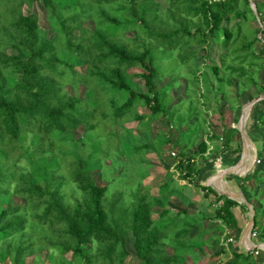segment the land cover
I'll return each mask as SVG.
<instances>
[{
  "label": "trees",
  "instance_id": "16d2710c",
  "mask_svg": "<svg viewBox=\"0 0 264 264\" xmlns=\"http://www.w3.org/2000/svg\"><path fill=\"white\" fill-rule=\"evenodd\" d=\"M34 1L0 0V202L11 193V196H18L26 202L25 208H0V241H10L16 236L23 239L30 223L25 210L30 208L34 211L31 221L38 219L43 227L47 226L63 237L65 245L60 248L61 254L71 252L72 261L91 262L93 256L90 253L95 245V259L123 264L128 255L125 248L128 233L133 236L139 264H185V260L188 264L187 258L193 256L194 251L203 255L204 246L210 247V243L204 239V233L208 230L204 225L207 215L202 210H182L171 215L166 206L173 195L169 182L160 186L158 196L133 193V200L126 205L122 194L108 198L107 186L97 185L85 162L78 158L74 165L70 162L66 165L70 176L62 177L63 186L74 185L68 187V193L64 191L70 199L66 202L58 187L52 191L54 178L46 167L42 176L33 182L28 181L24 173L16 171L17 160L9 158V151L15 149L14 143L20 147L26 139V127L31 126L33 143L34 138L41 142L48 137L52 144L56 139V130L65 137L71 134L74 139V131L80 127L84 134H88L90 129L95 130L97 123L94 117L101 108L100 101H90L89 96L84 100L70 96L65 91L67 85L82 83L88 94L91 91L88 85L93 80L94 91L102 98L108 94V105L116 110L119 120L133 113L131 121L139 126L147 121L148 130L155 119L168 111L167 102L164 101L167 95L156 89L158 74L152 48L141 37L134 40L133 48L137 52L119 45L114 36L118 34L116 28L121 22L116 17H107L105 12L106 5L123 16V11H129L130 17L124 19L123 32L136 29L135 32L139 33V24L148 29L149 21L160 20L156 3H152V0H40L47 19L51 20L47 23L54 37L49 39L47 31L39 27L36 16L24 15L21 11L23 5H31ZM252 1L256 14L251 9L250 0H169L165 12L166 23L160 20L165 30L149 35L156 41H168L169 47L180 45L182 48L177 54L180 63L185 66L188 63L191 65L196 57L194 47L218 44L222 50L219 65L211 68L217 82L216 93L226 97V87L241 88L239 92L253 87L258 98L264 95V80L259 79L264 72V0L260 3ZM97 14L105 15V20L98 18ZM94 16L98 18L95 28H80L79 35H75L74 28L80 18ZM257 17L260 28L252 26V22H258ZM106 25L112 27L108 29ZM256 44H260L258 50L254 49ZM7 50L14 54H8ZM78 60H83L88 66L85 75L75 70ZM131 69L140 72L135 76L128 72ZM192 76L196 81L195 73ZM135 77L143 80L145 91L134 90ZM249 98L254 99L252 96ZM143 107L149 111L147 117L139 113ZM252 107L251 128L260 132L264 130V99ZM257 107L261 109L257 111ZM191 111L196 115V111ZM191 111L188 119L193 117ZM101 116L106 121V114ZM177 119L180 126L183 119ZM238 133L237 128H232L224 131L220 138L212 137V134L207 138L209 141L220 139L223 151L237 153L239 146L230 148V142L232 136ZM186 134L182 133L177 143L182 142ZM167 143H170L168 137L159 136L151 144H144L138 149L160 153ZM208 147L206 141H201L198 153L203 155ZM43 153L46 152L40 150L28 154L32 157V166L35 158L46 157L41 155ZM257 153L258 163L263 161L264 165V136ZM62 156L66 157L64 152ZM179 158L176 164L179 178L193 182L201 170L195 166L194 158L187 157L183 151H180ZM137 166L134 168L137 169ZM237 179L243 190L250 192L257 184L262 185L264 193V166L255 170L250 177ZM12 182L16 184L11 191ZM196 188L203 192L210 191L214 201L219 204L213 218L220 225H216L214 231L222 233L227 229L230 235L238 231L239 221L234 209L240 205L225 195H217L209 187L197 185ZM245 199L254 212L253 229H258L264 239V229L259 230L258 220V214L264 215V196L259 201V208L252 204L250 196H245ZM154 207L161 209L156 219L152 217ZM24 243L21 241L15 253L9 252L11 243L6 245V254L1 252L0 260H7L9 264H25L24 259L30 254L27 253L28 245ZM0 248L4 250L2 246ZM8 255L12 258L6 259ZM232 255L233 260L228 264H260L253 252L245 255L235 250Z\"/></svg>",
  "mask_w": 264,
  "mask_h": 264
},
{
  "label": "rangeland",
  "instance_id": "374dc122",
  "mask_svg": "<svg viewBox=\"0 0 264 264\" xmlns=\"http://www.w3.org/2000/svg\"><path fill=\"white\" fill-rule=\"evenodd\" d=\"M260 3L261 0H255ZM156 3L158 6L157 15H159L160 20L166 23L165 12L169 7V0H152V3ZM21 11L24 15L34 14L37 18L38 25L41 29L47 31V36L49 39L54 37L53 32L49 29L45 8L40 0L34 1L31 5L25 4L22 6ZM105 12L107 17H116L118 21L121 22L116 30H119L118 34L114 36V39L118 41L121 46L129 47L131 51L137 52L135 48L134 40L137 37H141L145 40V44L152 48V53L155 55V66L157 67L158 77L155 80L156 89L159 92L167 95L168 111L159 116V118L154 120L151 131L147 136L139 133L138 136L134 134V126H136L135 121H131L133 118V113L123 116L122 119H118L115 112L116 110L111 109L108 105V94L105 96L98 97L97 92H95L94 81L90 80L88 85L91 91L86 94L85 87L82 83L77 85H67L65 86V91L70 96H77L79 99L84 100L89 96L90 101L99 100L100 110L98 115H95L94 121L97 123L95 130L90 129L88 134H84L82 128H78L74 131V137L71 134L62 135L59 130L55 131L56 139L50 142L47 137L43 141H38L34 138V143L32 142L33 134L31 131V126L26 127L24 133L26 134V139L21 143V146L14 143L15 149L9 151V158L15 159L17 172L24 173L28 181L38 180L42 176L43 168L46 167L48 171L53 175L54 178V191L57 187L59 188V193L65 196L64 191L68 193V187H72L73 184H66L63 186V176H70V172L67 171L66 165L68 162L74 165L77 163L78 158H81L87 165V169L91 171V176L95 183L99 186H107V197H115L118 194H122L123 200L126 205H128L132 200V194L138 193L139 195H153L156 194V188L161 182L169 181L170 178L177 180L178 187L176 188V196L172 200L171 205L172 211L175 212L180 207L178 204L185 206L188 209L202 210L207 215V220H211L214 217V211L219 206L214 200V196L210 191L203 192L197 189V185L209 187L217 195H221L215 187L206 183L207 179L212 177L217 171L232 169L233 172H237L242 169V166L236 167L234 165L238 164L243 152V141L240 132L232 136L230 142V148H235L239 146V152H231L230 150H222V141L216 140L220 138L224 131H230L232 128H237V123L243 113L249 111V107L246 105L252 100L250 96L254 99H258L255 89L248 88L241 90L239 92L238 87H226L225 96L216 93L215 86L217 82L215 81L214 74L211 70L213 65H219V57L222 54L221 47L218 44H212L208 46H196L193 49L196 52V57L192 60L191 65H182L178 57V52L182 48L179 46H170L168 41H156L154 37H150V33L157 31H164L165 28L160 24V20L155 22H148L146 29L141 24H139V33L134 30L124 31L125 23L124 19L130 17L129 11H123L122 14H117L112 11L111 6H105ZM69 15V14H68ZM102 20H105V15L97 14ZM98 18H80L79 24L74 28L75 35H79L80 28H86L88 30H93L95 28V22ZM107 23V22H106ZM52 24V23H51ZM252 26L260 28L259 22H252ZM111 25H106L105 28H110ZM149 30V33H148ZM192 30V29H191ZM121 32V33H120ZM123 32V33H122ZM145 32V33H144ZM264 38V37H263ZM260 44L254 46L255 50H258ZM8 54H14L13 51L7 50ZM75 70L80 72L82 75L87 73L88 66L83 60H78L75 62ZM130 74H136L140 72L138 69L128 70ZM197 76V79L193 78V74ZM127 81L130 79L125 76ZM261 81L264 80V72L259 75ZM134 90L135 91H145L143 86V80L141 78L135 77L134 79ZM131 83V81L129 82ZM132 85V84H131ZM87 86V87H88ZM239 92V96H237ZM253 99V100H254ZM253 108V107H252ZM252 108L246 115V120L242 124L241 129L244 127L245 134L249 140V153L250 157L248 159V172L241 174H226L222 176V180L225 181L226 186L232 185L234 189L239 194L245 196H250L252 204L257 208L260 207L259 201L263 198V187L257 184L253 185V189L250 192L243 190L241 188L240 182L237 178H247L252 176L255 170L261 169L263 161L258 163L257 161V148L261 147V140L264 136V130L258 132L255 128H251L253 123ZM196 111L193 113V111ZM261 107H257V111ZM192 112L193 117L188 119V113ZM174 112V116H173ZM102 113V114H101ZM139 113L144 117L149 115V111L143 107L139 110ZM106 114V121L102 120L101 115ZM101 116V117H100ZM182 118V123L178 126L179 119ZM147 121L142 122L139 126L142 132L148 131ZM36 127V126H34ZM187 132L184 140L180 143L177 141L181 138L182 133ZM197 132L196 135L193 133ZM84 134V135H83ZM160 134H168L170 138V144L164 145L160 153L141 151L138 147L144 144H151L155 136H160ZM212 134V137H216L214 141H209L207 136ZM42 136V135H41ZM166 136V135H164ZM66 138V139H65ZM153 138V139H152ZM201 141H206L208 146H211L209 151L201 155L198 153V145ZM40 150L46 152L41 154L39 159L35 158V163L32 166V157L28 154H35ZM180 151L189 158H194L195 166L201 170L200 175L190 185L185 187L181 186L184 184L176 175L174 171H170L173 163L176 159H173L171 153L179 157ZM223 151V152H222ZM26 152V154H25ZM65 153L66 157L62 156ZM149 152V153H148ZM1 159H5L2 157ZM149 160V162H148ZM247 160V159H246ZM10 163V160H9ZM137 166V169L134 167ZM175 171V169H173ZM178 172V171H177ZM146 175V177H145ZM145 177V178H142ZM61 178V180H60ZM172 179V180H173ZM161 180V181H160ZM61 181V186L58 184ZM191 182V181H190ZM15 182L10 185V190L15 186ZM211 184L222 185L219 182V178L215 176L211 178ZM237 185V186H236ZM74 186V185H73ZM66 193L65 201H69V195ZM6 197V199L0 202V208L5 207H26V202L24 199L18 196ZM208 195V197H205ZM237 198L240 197L236 195ZM11 197V198H10ZM236 198V199H237ZM179 202V203H178ZM211 203V205L209 204ZM238 218L240 221V234L245 230V226L251 219L250 208L243 202L240 203ZM242 206H245L244 208ZM29 215L30 223L28 224V231L25 233L22 240L18 236L12 238L10 241L2 240L0 241V254L3 252L6 254V245L12 244V248L9 252L15 253L17 247L21 245V241L25 242L27 247V253L30 254L29 257H25V264H111L109 261L100 258L95 259L96 246L93 245L91 249V262L86 261L80 263V261L71 260V252L65 255L61 254L60 248L65 245L62 236L53 233L52 229L47 226L43 227L42 224L35 219L34 222L31 221L33 210L26 208L25 210ZM158 210H153V219L157 218ZM206 221L209 230L220 223L213 221ZM259 220V230L264 229V215L258 214ZM217 222V223H215ZM253 227V226H252ZM19 230V225L17 227ZM255 232V233H254ZM238 233V232H236ZM253 243L258 244V242H264L261 237L260 231L258 229H253ZM224 235L221 236L220 243H228L223 240ZM71 242L72 240L69 239ZM133 236L128 233L125 240V248L127 251V256L123 261V264H139V260L135 255V250L133 247ZM219 243V242H218ZM216 242H214L215 246ZM236 245H238L236 243ZM235 246V243H234ZM168 253H171L170 249H167ZM26 253V254H27ZM212 253V252H211ZM6 259L12 258L8 255ZM23 256L22 254L20 255ZM258 259L263 261L262 253H259ZM196 264H200L198 257L194 258ZM9 264L7 260L0 264ZM187 261L185 260V264ZM201 264H207V262H202Z\"/></svg>",
  "mask_w": 264,
  "mask_h": 264
},
{
  "label": "crops",
  "instance_id": "0c3cea01",
  "mask_svg": "<svg viewBox=\"0 0 264 264\" xmlns=\"http://www.w3.org/2000/svg\"><path fill=\"white\" fill-rule=\"evenodd\" d=\"M140 110V109H139ZM147 117V116H146ZM153 123H154V121L151 123V125H150V129L147 131V132H142L143 130H140L139 129V125L136 123V126H134V134L136 135V136H138V134L139 133H142V134H144L145 136H147V134H149V132L151 131V128H152V126H153ZM164 135H166L165 137H168L169 138V136H168V134H160V136H164ZM157 137H159V136H155L154 138H157ZM153 139V138H152ZM170 139V138H169ZM168 144H170V143H167V144H165V145H168ZM164 146V145H163ZM162 146V147H163ZM161 151H162V149H161ZM179 157H176V158H173V159H176V162L175 163H173V165H172V167H171V170L170 171H174L175 173H176V175L178 176V172L177 171H175V170H173V169H175L176 168V163L178 162V160L180 159H178ZM248 157H247V163H246V168H245V171H242L240 174L241 175H243V174H245V173H247L248 172ZM148 162H149V160H148ZM235 167L237 166V164L236 165H234ZM233 167V166H232ZM242 167H243V165H242ZM243 170V169H242ZM222 175H217V173H215L214 175L215 176H217L218 178H219V182L222 184L221 186H220V184L219 185H216V184H212L214 187H215V189L217 190V191H219V192H221L220 191V189L219 188H222V189H224L225 191H226V193H228V194H230V193H232L233 192V194H235V195H233V196H236V194H239L238 192H236L235 191V189H234V186H232V185H229V186H226V184H225V181H223L222 180V176H223V174H224V170H222ZM213 175V176H214ZM210 177L209 179H207V181H210L211 182V178H214V177ZM178 178H179V176H178ZM173 179V178H172ZM171 178H170V180L169 181H166V182H161L158 186H157V190H156V194H153V195H151V196H158L159 195V188H160V186L161 185H163V184H165V183H170L171 184V187L173 188V195L170 197V199H168L167 200V202H166V206H167V208L170 210V212H171V215H174L177 211H182V210H189L190 212H196L197 211V209H188V208H184L185 206H182V205H180V204H178L179 205V209L178 210H176L175 212H173L172 211V208H171V205L173 204V202H172V200L174 199V198H177V196H176V188L180 185H178L177 184V180H172ZM180 179V178H179ZM184 184H182L181 186H183V187H185L186 185H190V183H192V181L190 182H188V181H186V180H184V179H180ZM161 181V180H160ZM178 185V186H177ZM237 186V185H236ZM179 203V202H178ZM238 203V202H237ZM158 210L159 209V212L161 211V209L160 208H158V207H154L152 210ZM234 211H235V216H236V218L238 219V221H239V218H238V214L240 213V210H239V207H236L235 209H234ZM158 215V214H157ZM208 221H210V222H212L211 220H205L204 221V225H205V227H207V231L204 233V239H206L209 243H210V247H207V246H204V254L202 255V254H200V253H198L197 251H194L193 252V256H191V257H189V258H187L188 259V264H196L195 263V257L197 258L198 257V260H199V263L201 264L202 262H207V264H228V263H230L232 260H233V255H232V253H233V251H235V250H237V251H239L240 252V246L242 245V235H243V233L245 232V230L246 229H248V225H250V223H251V219L249 220V222L247 223L248 225H246L245 226V230L243 231V233H241V235H239L240 234V228H241V225H240V221H239V230L238 231H236V232H238V233H236V232H234V233H232L231 235L229 234V231L227 230V229H225L224 230V232H222V233H219L218 231H214V228H213V230H209V226L208 225H206V223ZM213 221H216V220H213ZM217 222H219V221H217ZM217 222H215V223H217ZM220 223V222H219ZM217 225V224H216ZM220 225V224H219ZM222 235H224V237L226 238V240L228 239V238H233L234 239V241L232 242V243H220V240H221V236ZM225 238H223V240H225ZM214 242H216V244H215V246H214ZM219 242V243H218ZM234 243H235V246H234ZM236 243L238 244V245H236ZM212 252V253H211ZM241 253V252H240ZM256 257H259V256H256ZM261 258H263V261H261V263L262 264H264V253H262V257Z\"/></svg>",
  "mask_w": 264,
  "mask_h": 264
},
{
  "label": "water",
  "instance_id": "95a60500",
  "mask_svg": "<svg viewBox=\"0 0 264 264\" xmlns=\"http://www.w3.org/2000/svg\"><path fill=\"white\" fill-rule=\"evenodd\" d=\"M250 6H251V9L253 10L254 14H256L255 4L253 3L252 0H250ZM257 20H258V22H260V21H259V17H257ZM263 99H264V95H261L258 99H254V100H252L251 102H249V103L246 104V105L249 107V110H251L252 106H253L255 103H257L258 101H261V100H263ZM247 115H248V114H247ZM242 118H243V123H244L245 120H246V116H245V113H243V112H242V115H241L239 121H241ZM239 121H238V122H239ZM238 131L240 132L241 137H243V134H245L244 127L242 128L241 131H240L239 129H238ZM242 141H243V138H242ZM244 156H245V151H244V145H243V152H242V155H241L240 161L238 162V164H237L236 167L242 166V165L245 163ZM231 169H232V167L229 168V170H226V172H224L223 176L226 175V174H236V175L238 174V172H233V170H231ZM220 194H221V195H225V196H227L229 199L234 200V201L240 203V201H238V200H236L235 198H233V195H235V194H233V192L230 193V194H226V193H220ZM236 195H239L241 202H243L245 205H247V206L250 208V212H251V213H250V214H251V224L253 225V215H254V212H253L252 207L247 203V201H246V199L243 197V195H241V194H236ZM248 239L250 240V231H249V228H248Z\"/></svg>",
  "mask_w": 264,
  "mask_h": 264
},
{
  "label": "bare ground",
  "instance_id": "6f19581e",
  "mask_svg": "<svg viewBox=\"0 0 264 264\" xmlns=\"http://www.w3.org/2000/svg\"><path fill=\"white\" fill-rule=\"evenodd\" d=\"M250 111V110H249ZM249 111H247V113H249ZM247 113L245 114V116L247 115ZM242 124H243V118H242V120L241 121H239L238 123H237V129H239L240 131L242 130L241 129V127H242ZM243 145H244V151H245V156H244V159H245V163L243 164V167H242V169L241 170H239V171H237L238 172V174H240L242 171H245V168H246V163H247V157H248V155H249V140H248V137H247V135L246 134H243ZM235 169H237L236 167H234ZM225 170H227V169H225ZM226 172V171H225ZM217 173V175H222V170H219V171H217L216 172ZM215 176V175H214ZM213 176V177H214ZM206 183L207 184H209V185H211L212 187H213V185L211 184V182L210 181H206ZM215 189V188H214ZM220 189V191L221 192H219V193H226V191L224 190V189H222V188H219ZM226 194H228V193H226ZM233 198H237V196H233ZM236 200H238V201H240L239 200V198H237ZM242 245H243V247H248L250 244H249V239H248V229H246L245 230V232L243 233V235H242Z\"/></svg>",
  "mask_w": 264,
  "mask_h": 264
},
{
  "label": "built area",
  "instance_id": "2783aa9c",
  "mask_svg": "<svg viewBox=\"0 0 264 264\" xmlns=\"http://www.w3.org/2000/svg\"><path fill=\"white\" fill-rule=\"evenodd\" d=\"M209 135H211V134H209ZM208 144V143H207ZM209 149H211V146H209L208 147V149H207V152L209 151ZM171 156L173 157V158H176L177 156H175L173 153H171ZM178 163V162H177ZM176 163V164H177ZM178 176H179V174H178ZM248 225V224H247ZM253 225L250 223V225H248V228H249V231H250V240H249V246L248 247H243V245H241L240 246V252L242 253V254H248V253H254V255L255 256H258L259 255V253H264V242H258V244H254L253 243V234L255 233H253V227H252ZM234 241V239L233 238H228L227 240H226V242H229V243H232Z\"/></svg>",
  "mask_w": 264,
  "mask_h": 264
}]
</instances>
